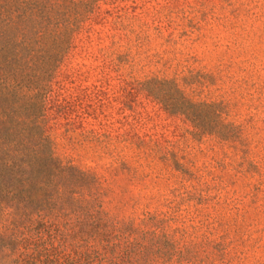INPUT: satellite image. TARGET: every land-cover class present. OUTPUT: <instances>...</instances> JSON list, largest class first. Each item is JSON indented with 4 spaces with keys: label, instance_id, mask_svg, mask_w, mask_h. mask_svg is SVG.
Segmentation results:
<instances>
[{
    "label": "rangeland",
    "instance_id": "374dc122",
    "mask_svg": "<svg viewBox=\"0 0 264 264\" xmlns=\"http://www.w3.org/2000/svg\"><path fill=\"white\" fill-rule=\"evenodd\" d=\"M91 1L52 80L54 156L162 220L178 251L158 264H264V0ZM151 78L220 103L222 138L191 135Z\"/></svg>",
    "mask_w": 264,
    "mask_h": 264
},
{
    "label": "trees",
    "instance_id": "16d2710c",
    "mask_svg": "<svg viewBox=\"0 0 264 264\" xmlns=\"http://www.w3.org/2000/svg\"><path fill=\"white\" fill-rule=\"evenodd\" d=\"M91 0H0V264H158L178 251L156 215L119 212L111 184L53 153L48 123L66 115L52 80ZM143 90L194 136L222 138L220 103L174 79Z\"/></svg>",
    "mask_w": 264,
    "mask_h": 264
}]
</instances>
